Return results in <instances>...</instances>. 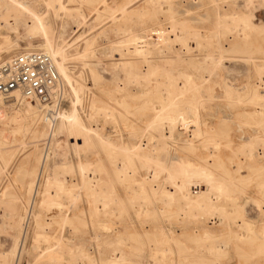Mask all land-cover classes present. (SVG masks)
<instances>
[{
    "label": "bare ground",
    "instance_id": "obj_1",
    "mask_svg": "<svg viewBox=\"0 0 264 264\" xmlns=\"http://www.w3.org/2000/svg\"><path fill=\"white\" fill-rule=\"evenodd\" d=\"M69 1L0 0V30L5 31L0 32V60L14 49L8 35L11 23L23 18L20 22L30 36L40 38L34 48L26 45L23 51H41L49 55L62 86L66 91L68 88L66 95L70 91L73 103L79 104L82 88L90 87L91 83L83 85L75 79L68 72L66 62L77 60L81 70H86L91 80L97 81V74L88 64L92 42L82 38V45L74 50L73 43L48 38L52 29L46 18L56 11L79 16L83 6L99 16L105 0H74L76 5L71 9L66 5ZM135 1L139 2L137 13L141 16L149 8L159 10L161 4H165L171 22L157 31L158 43L165 50V47L177 45L184 58L180 51L179 56L174 55L189 63L201 56L208 68L203 67V74L200 72V79H197L192 73L173 71L172 58L160 57L162 65H159L151 50L157 43L152 39L156 33L150 34L147 26L137 34L124 28L122 32L126 33L122 36L123 43H117L119 54L116 53L115 59L123 77L113 86L115 94L110 93L111 102L99 101L91 94V88L86 89L91 97L84 118L74 105L69 112L61 108L50 114L38 103L36 106L23 98L18 91L7 98L0 95V102L10 101L9 105L14 108L4 119L12 124L7 128L9 132H21V127L28 125L33 127V137L47 140L44 151L34 158L36 165L25 185L28 198L23 207L15 208L11 203L5 212L11 219L9 227L15 238L10 253L3 258L10 255L18 264L27 227H30L35 256L48 264H93L95 259L83 247L86 240H94L96 246L102 243L101 264H218L220 258L228 255L229 242H234L238 261L254 257L256 263L264 264V223L255 227L242 202L238 201L245 194L244 185L252 180L251 175L241 176L240 170L246 162L264 161V25L254 23L251 13L236 11L233 0H210V9L204 13H198V9L192 12L193 6L199 9L204 6L202 0H188L182 20L175 19L178 11L171 0H126L118 8V16H127L128 7ZM105 8L103 6V10ZM248 9L250 6L245 10ZM203 18L211 20V25H196ZM148 33L154 41L148 38ZM229 56L242 60L247 66L246 82L212 83L208 77L210 70L216 69L220 61ZM239 72L242 73L240 69ZM80 73L77 75L81 77ZM216 88L234 109L232 122L220 121L212 125L204 112L205 103L216 98ZM94 118L109 124L114 134L109 132L107 138H100L99 127L89 123ZM39 123L48 128L37 129ZM3 131L0 129V134ZM189 132L191 137L187 135ZM52 139L54 144L50 143ZM179 141L182 149L196 152L202 165L192 166L172 155V147ZM95 145L101 148L104 162L99 158L79 156V149H91ZM50 146L63 157L61 163L52 167L47 163ZM222 148L230 150L229 167L220 159ZM212 166L220 168L222 174L210 170ZM191 186L197 190L191 191ZM257 189L264 195V179L259 181ZM8 195L6 190L1 193L2 198ZM253 203L260 206L264 202L253 200ZM210 217L216 218L223 233L216 244L205 246L211 255L209 261L188 262L180 238L182 229H176L175 225H182L185 219L200 222ZM44 226L51 229V235L43 233ZM93 230L95 236L99 233L97 236L102 238H95ZM200 239H210V236L204 233ZM242 245L249 248L248 252L242 250Z\"/></svg>",
    "mask_w": 264,
    "mask_h": 264
},
{
    "label": "rangeland",
    "instance_id": "obj_2",
    "mask_svg": "<svg viewBox=\"0 0 264 264\" xmlns=\"http://www.w3.org/2000/svg\"><path fill=\"white\" fill-rule=\"evenodd\" d=\"M60 1H63V0H60ZM171 1L175 4V7L177 8V11H178V14L175 16V19L176 20L184 19L183 8L184 6L188 4V0H171ZM125 2L126 0H105L104 2L105 4L101 6V9H99V13H100L99 16H97L95 12H92V11L90 12L87 6H83L80 9L82 14L79 16L69 15L68 13H62V12L57 13V11L56 13L50 12L48 14L46 18V22L50 25L52 29V32H50L51 33L50 36L47 35L48 38H52L53 40H56V41L60 40L66 43H71V44L73 43L72 48L74 50L78 49L80 45H82L81 44L82 38H86L92 42V46H91L92 54L90 57H88L89 60L88 59L87 60H88L89 67H92L95 71V74H97L98 76L97 81H92L91 76L88 75L87 71L81 70L80 62L74 59L73 60L69 59L66 62V67H67L68 72H70L75 77V79H79V81L83 85L84 83H87V85H90L91 83V85L90 87L82 88V91L79 94L81 98V101L79 104L73 103L74 99L70 91L68 95H66L68 88L66 91V87H65V101L62 106L63 111L65 110L69 112L71 110V107H73L74 105L75 108L80 112V115L82 116V118H84L86 114L87 102H88V99L91 97L90 96L91 94H94L95 97L99 101L103 102V101L109 100V102H111L110 101L111 100L110 98L112 97L111 95L115 94L113 93V86L116 82H120L119 80H121V78L123 77L122 71L118 67H116L115 59L117 58L116 53L119 54L118 49L116 48L118 47L117 43L118 42L123 43L122 36H124L126 33L123 31L124 32L123 34L122 32V29L124 28H125L124 29L125 31L128 29V32L130 30L131 32L133 31L132 33L137 34V33L142 32V30L144 29L143 27L147 26L148 32L150 31L149 32L150 34L154 35L156 33L155 34L156 36L154 35L155 37L152 35L153 38L151 37L149 33L147 36L148 38L151 37L152 39L157 41V43L155 44V48L156 47L159 48V49L157 48L158 50L156 49L158 52L155 50L153 45H151L153 46L151 47V50H152V56L154 57V60L156 62L158 61L157 63L159 65H162L161 64L162 61L160 57L162 58L169 57V59L172 58L173 63L171 65L173 67V71L189 72V73H192L194 76H196L195 78L197 79H200V74L203 72L202 68L203 67L208 68V65L202 62L203 58L201 56L196 57L197 59L195 61L197 62L198 65H196V62L194 63L191 62L192 63L191 64L189 63L190 61L182 60L184 58V54L180 50V48L178 49L177 45L176 47H172V48L165 47L166 50L167 49L171 50V51L168 50V53H167V51L163 48V46L160 45V43H158V40L160 39V37L157 31L159 30L160 27L162 28L168 27L171 22V20L167 18V11H166L165 4L162 3L161 6L159 7V10H157V7L149 8L146 11V13H144V15L141 16L140 14L137 13L139 2L135 1L131 3V5L128 7L129 8L128 10L129 13L127 15L128 17L127 16L120 17L118 16V12H119L118 8H120L121 5ZM201 2L204 3V6L200 7L201 9H199V7L197 8L196 6H193L192 12L193 11L196 12V10L198 9L197 10L198 13H204L207 9L208 10L210 9V6H209L211 2L210 0H202ZM233 2H235L234 4L235 6L233 5L234 8L237 6V8H235L236 11L238 12L246 11L247 13L249 12L252 14L254 23L256 24L262 23L261 25H264V2L260 3V0H254V3L256 6L253 4V0L252 1L251 0L249 1L248 0H244V1L243 0H237V1L233 0ZM242 2L245 5H243ZM239 3L240 4L242 3V4L239 5ZM237 4L240 6V8H238L239 6ZM248 4L250 6V9L245 10L249 7ZM66 5L71 9L76 5V2L74 0H70L69 2H66ZM103 6H105L106 7L105 9L107 10L105 9L103 10ZM249 10H252V11H249ZM20 20H23V18H19L16 23L12 22L10 25L11 30L8 31V35L10 39L12 40L14 49L12 50L10 54H8V56L5 59L0 60V62L6 60L9 56L15 53L22 52L23 48H25L26 45L34 48L40 41L39 36H36V37L30 36L29 32L24 28V26H22L23 23L22 21L20 22ZM136 20H138V22H136ZM196 25L200 27L201 26L208 27L211 25V20L203 18V20L201 22H198ZM200 30L203 31L204 29L200 28ZM0 32L4 33L5 31L1 29ZM151 38L150 40H152ZM158 45H160V47ZM72 48H68V50L72 52L73 51ZM132 51L133 53H136L135 52L136 50H132ZM176 53L178 56L183 55L182 59H179V58L177 59ZM158 55L160 56L157 57ZM174 58L176 59V61L174 60ZM237 61H241V62H237ZM242 62H243L242 60L234 59L230 56L225 57L220 61L221 66L218 64V67H216V69L212 68V71L210 70L211 74H209L208 77L212 80V83H214V81H222V80L228 81L229 80L230 82L234 81V84L236 83L244 84L247 80V75L249 74V72L247 73V70L245 69L247 68V66L244 64V62L243 63ZM175 65L177 67V70H174L176 69ZM239 69L242 71V73L239 72ZM79 71H81L80 73L81 77L77 75L79 74ZM116 74L118 76H116ZM244 75L246 76V78ZM115 77H118V78L115 79ZM89 78L91 81L89 80ZM205 83L207 84L208 81H205ZM89 88H91V91H92L91 94H89L88 92L86 93V89L88 90ZM130 89H132V87H130ZM221 97H222L221 90L219 88H216V98L205 103L204 112L206 116H209L207 118L210 119L212 125H218L220 121L229 122L231 120L232 122L233 117H234V109L227 104V102L223 99V97L222 98ZM10 103H11L10 101H7V103L2 101L0 102V107L5 106L7 108V113H13L14 108L12 107V105H9ZM36 103L37 102H34V104L37 106ZM21 122L24 123V121H21ZM89 123H91V125L93 126L99 127L98 134L100 138H107V136H109L108 135L109 132L114 134V132H112L113 129L111 128L110 130V125L105 124L103 121H101L98 118H94ZM230 125L232 126V123ZM10 127H12V124L8 123V121L4 120L0 122V129L4 130L2 134H0V163H1L0 164V199L4 200L3 202L0 201V264H6V263L16 264L17 263L15 261L16 258L10 255L7 256L6 259L3 258V255H8L10 253L11 247L14 241L13 238H15V233L9 227L11 226L9 224L11 222V219L10 217L8 218V216L5 215V212L8 210V205L11 203H14L15 208L21 209L23 207L25 201L28 198V194L27 192H25L26 191L25 185L27 181L30 179V173L32 172L33 168L36 165L34 158L37 154H40L44 151L43 147H44L45 142L47 141L46 139H44V137H38V138L33 137L32 135L33 127L32 126H28V125L22 126L20 130L21 132H17V131L9 132L7 128H10ZM36 127L39 130L48 128L42 123L37 124ZM233 130H232V133L234 135ZM187 135L191 137L192 133L189 132L187 133ZM57 137H53L54 140H57ZM126 138L131 140L132 136H127ZM61 139L62 137L59 140ZM54 140L53 139L50 140V143L54 144L55 142ZM68 141L73 142V140L71 139H68ZM80 142L81 141H78V143ZM51 146H50V149H48L49 151L48 155L50 154L48 157L49 161L47 160V163L49 162L48 167H52V165L59 164L63 161L62 155H60L59 153L57 154L58 151L54 149L55 147L51 148ZM181 147H182V142L179 141L174 147H172V150H171L172 155L176 156L178 159L182 161L188 162L192 166L202 165L201 161L196 158V152L188 150V149L187 150L182 149ZM58 150L61 153L63 152V149L61 148ZM68 154H70V152H68L67 155ZM78 154L79 156H81V158L82 157L85 159H98L99 158L102 162H104V157H102L103 156L102 150L98 145H95V147L91 149H87V148L84 150L79 149ZM229 154H230V150L228 148L221 149L220 159L221 161H223V163L226 164V167H229L228 161H227ZM50 157L53 159H51ZM68 159L74 161V158L72 157H69ZM210 170H212L216 174L217 173L222 174L221 169L215 166H212ZM239 174L245 177L247 175L252 176V180L244 185L243 190L245 194L243 195V197L241 195L238 201L242 202L241 204L244 206V210L246 209L245 210L247 212L246 215L247 217L250 218L249 220L254 224L255 227H259L260 225H262V223H264V213H263L264 203H261L260 206H256L254 205L253 200L255 201L259 200V201L264 202L263 193L259 192L257 189L259 181L264 179V161L263 162H246L243 168L240 170ZM194 187L195 186H191L190 190L195 192L197 189H195ZM5 190L9 195L2 198L1 193L4 192ZM210 218L211 219L202 218L200 222H194L192 220L185 219V223H183L182 225L180 224L175 225L176 229L178 230L182 229V235L180 236V238L183 244L182 246L186 251V255L188 256V262H199V261L207 262L209 261L211 255L206 252L205 246L207 244H216L217 240L221 237L223 233V227L217 223L216 218L215 219L213 217H210ZM7 219L8 220L10 219V221H7ZM27 228L28 229H27V235L25 237V242H24V250L22 251L19 257L18 264H33V263L48 264V262H46L44 259L43 260L40 259L41 260L40 261L35 256V253H36L35 249L32 248V245L33 244L35 245L34 243L35 241L33 242V239L31 238L30 227H27ZM93 232H94L95 238L97 237L98 240L102 238V236H99V237L97 236V235H100L98 232L96 236H95L96 232L94 230ZM43 233H47L51 235V229L47 226H44ZM178 233H180V231ZM204 233H207L210 236V239H200L204 236ZM40 241L41 240L38 241V244L39 246L42 247L43 243L42 241L41 242ZM89 241L91 240H86L83 243V247L85 246L86 250H89L90 256L93 259H95L93 264H101V261L103 259V253H104L103 252L104 248L102 246V243L99 242L100 246L99 245L96 246V243L94 240L91 242ZM86 245L88 246L86 247ZM229 245L230 246L228 248V255L220 258V262L218 264H260V263L255 262L254 257L250 258L247 261L243 259L238 261L235 255L237 251L234 248V242H229ZM241 247L243 251L248 252L249 248L246 245H242ZM100 257L102 258L101 260L99 259ZM4 260H6V262Z\"/></svg>",
    "mask_w": 264,
    "mask_h": 264
},
{
    "label": "built area",
    "instance_id": "obj_3",
    "mask_svg": "<svg viewBox=\"0 0 264 264\" xmlns=\"http://www.w3.org/2000/svg\"><path fill=\"white\" fill-rule=\"evenodd\" d=\"M13 91L37 102L50 114L61 109L65 101V88L53 62L41 51L15 53L0 62V95L7 98ZM6 114L7 108L0 107V121L6 118Z\"/></svg>",
    "mask_w": 264,
    "mask_h": 264
}]
</instances>
